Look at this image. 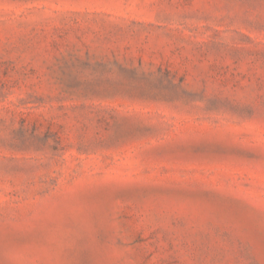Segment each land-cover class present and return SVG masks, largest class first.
<instances>
[{"label": "rangeland", "instance_id": "rangeland-1", "mask_svg": "<svg viewBox=\"0 0 264 264\" xmlns=\"http://www.w3.org/2000/svg\"><path fill=\"white\" fill-rule=\"evenodd\" d=\"M0 264H264V0H0Z\"/></svg>", "mask_w": 264, "mask_h": 264}]
</instances>
